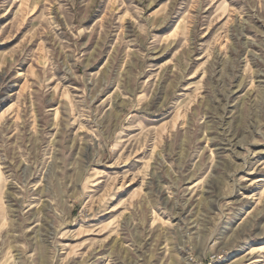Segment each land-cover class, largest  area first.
<instances>
[{
  "label": "rangeland",
  "instance_id": "374dc122",
  "mask_svg": "<svg viewBox=\"0 0 264 264\" xmlns=\"http://www.w3.org/2000/svg\"><path fill=\"white\" fill-rule=\"evenodd\" d=\"M0 264H264V0H0Z\"/></svg>",
  "mask_w": 264,
  "mask_h": 264
}]
</instances>
